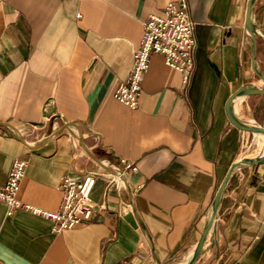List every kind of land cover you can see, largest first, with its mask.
Wrapping results in <instances>:
<instances>
[{
  "label": "crops",
  "instance_id": "crops-1",
  "mask_svg": "<svg viewBox=\"0 0 264 264\" xmlns=\"http://www.w3.org/2000/svg\"><path fill=\"white\" fill-rule=\"evenodd\" d=\"M178 1H0V187L25 159L19 198L56 211L65 177L100 175L96 220L71 230L26 209L9 216L0 201L1 262L124 264L144 237L141 264H187L231 165L264 155L262 136L234 126L226 109L250 88L248 0H187L198 42L189 84L156 54L138 108L115 98L145 22ZM252 21L264 90V0ZM233 106L264 127V94ZM196 264H264V163L231 177Z\"/></svg>",
  "mask_w": 264,
  "mask_h": 264
},
{
  "label": "built area",
  "instance_id": "built-area-1",
  "mask_svg": "<svg viewBox=\"0 0 264 264\" xmlns=\"http://www.w3.org/2000/svg\"><path fill=\"white\" fill-rule=\"evenodd\" d=\"M3 1V0H0ZM198 47L196 22L187 0L169 3L163 16L150 15L144 24V34L134 56V64L125 82L119 83L114 96L131 109L140 103L142 84L150 67L152 57L161 55L165 64L183 75V85L187 86L195 71V56ZM28 161L16 159L5 185L0 187V201L7 205V214L12 216L20 209H26L54 222V230H71L83 223L96 220V204L91 198L98 177L91 172L81 178L67 176L61 189L62 203L58 210L48 211L22 201L19 198L21 182L26 175ZM132 165H125L128 170ZM133 168V167H132ZM120 179L108 177V184ZM0 264H6L0 261Z\"/></svg>",
  "mask_w": 264,
  "mask_h": 264
},
{
  "label": "water",
  "instance_id": "water-1",
  "mask_svg": "<svg viewBox=\"0 0 264 264\" xmlns=\"http://www.w3.org/2000/svg\"><path fill=\"white\" fill-rule=\"evenodd\" d=\"M255 1L256 0H248L247 14H246V28L252 38V64H251V73L249 77L250 88L242 87L239 90L233 92L227 99L226 109L228 112V117L234 126H236L237 128L243 131H247L252 134H263L264 135V127L253 124L251 122L243 121L240 118H238V116L235 114L234 106H233V101L235 98L251 97L254 95L264 94V90L259 85L258 79H257L258 45H257V39H256L257 35H256V31L254 29V25L252 21V8H253ZM262 163H264V155H261L260 157H255V158L243 157L231 165L228 173L226 174L214 198L211 217L203 230L202 236L196 246L193 256L191 257V259L189 260L187 264H196V262L198 261L203 251V248L206 244L208 234L215 223L218 210L220 207V203L222 201V198L224 196L225 190L227 188V185L231 177L239 170L245 169L250 166L259 165ZM148 253H149L148 244L145 238L142 237L140 243L135 249V252L130 255V257L125 261L124 264H141L143 262V258L147 256Z\"/></svg>",
  "mask_w": 264,
  "mask_h": 264
},
{
  "label": "bare ground",
  "instance_id": "bare-ground-1",
  "mask_svg": "<svg viewBox=\"0 0 264 264\" xmlns=\"http://www.w3.org/2000/svg\"><path fill=\"white\" fill-rule=\"evenodd\" d=\"M257 135H259V137H260V135L262 136V138H263V141H264V135L263 134H257Z\"/></svg>",
  "mask_w": 264,
  "mask_h": 264
},
{
  "label": "rangeland",
  "instance_id": "rangeland-1",
  "mask_svg": "<svg viewBox=\"0 0 264 264\" xmlns=\"http://www.w3.org/2000/svg\"><path fill=\"white\" fill-rule=\"evenodd\" d=\"M173 264H177V263H173Z\"/></svg>",
  "mask_w": 264,
  "mask_h": 264
}]
</instances>
